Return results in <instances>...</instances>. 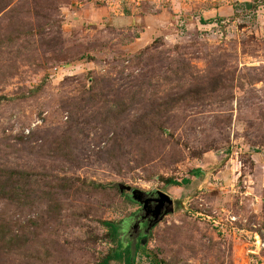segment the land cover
Listing matches in <instances>:
<instances>
[{"label":"rangeland","instance_id":"obj_1","mask_svg":"<svg viewBox=\"0 0 264 264\" xmlns=\"http://www.w3.org/2000/svg\"><path fill=\"white\" fill-rule=\"evenodd\" d=\"M137 240L133 264H264V0H0V264Z\"/></svg>","mask_w":264,"mask_h":264},{"label":"trees","instance_id":"obj_2","mask_svg":"<svg viewBox=\"0 0 264 264\" xmlns=\"http://www.w3.org/2000/svg\"><path fill=\"white\" fill-rule=\"evenodd\" d=\"M248 6H250V4H248ZM198 175H200L199 170H196L191 174V176L194 178L195 177L197 178ZM166 184L175 186L177 183L172 180H166ZM189 184H190L189 178L182 180L183 186H188ZM103 225L109 229L112 240L116 241L121 233L120 226H118L115 223H111V222H104ZM140 241L141 240H137L136 244L134 245L129 244L128 246L119 244L117 249L114 250L110 255H108L106 259L103 262H101V264H109L111 261H122V260H124L125 264H133L134 263V257H133L134 252L136 251L139 252L143 249L142 243ZM157 264H162V262H157Z\"/></svg>","mask_w":264,"mask_h":264},{"label":"water","instance_id":"obj_3","mask_svg":"<svg viewBox=\"0 0 264 264\" xmlns=\"http://www.w3.org/2000/svg\"><path fill=\"white\" fill-rule=\"evenodd\" d=\"M124 190L126 191H130L131 189L128 187H121V192H124ZM134 194H136V192H134ZM157 200H154L153 202L155 204H157V209L155 211V213L152 215V220L149 221V227H152L153 225H155L158 221H160L164 215L173 212V202L172 200L165 194H162L160 192L157 193ZM134 200H136L138 203H140L143 206V209L141 211H147V207L149 206V204L152 202V200H145L142 201V199L139 198H135ZM167 207L165 210L164 208ZM148 213L146 212V215L144 217H147ZM146 219V218H145ZM150 231L148 229V231L146 232V235H149Z\"/></svg>","mask_w":264,"mask_h":264},{"label":"flooded vegetation","instance_id":"obj_4","mask_svg":"<svg viewBox=\"0 0 264 264\" xmlns=\"http://www.w3.org/2000/svg\"><path fill=\"white\" fill-rule=\"evenodd\" d=\"M167 207L164 208V210L166 209ZM142 223H141V227L143 226V223H146L147 220H149V218L145 219L144 217L141 218Z\"/></svg>","mask_w":264,"mask_h":264}]
</instances>
